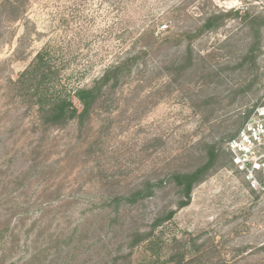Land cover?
I'll return each instance as SVG.
<instances>
[{
  "label": "rangeland",
  "instance_id": "obj_1",
  "mask_svg": "<svg viewBox=\"0 0 264 264\" xmlns=\"http://www.w3.org/2000/svg\"><path fill=\"white\" fill-rule=\"evenodd\" d=\"M46 46L79 111L122 66L83 124L18 84ZM263 100L264 0H0V264H264V192L227 149ZM212 153L181 207L172 175Z\"/></svg>",
  "mask_w": 264,
  "mask_h": 264
},
{
  "label": "trees",
  "instance_id": "obj_2",
  "mask_svg": "<svg viewBox=\"0 0 264 264\" xmlns=\"http://www.w3.org/2000/svg\"><path fill=\"white\" fill-rule=\"evenodd\" d=\"M217 15H210L201 30L211 29ZM50 46L43 48L35 57L31 65L21 74L18 84L21 89L26 90L32 102L37 106L40 118L44 123L50 125H65L76 119L83 124L88 119L100 100L105 86L112 80L114 74L118 75L122 71V66L118 65L107 70L104 75L89 88H78L74 90V97L80 102L82 111L74 106L69 95L59 86L60 68L55 65L54 55ZM215 154L212 153L208 163L193 173L173 174L172 179L182 188L184 197L187 201L181 203L185 207L191 201L194 186L199 183L207 171L213 166ZM144 191L135 193L132 197L126 198L129 202H136L142 197ZM173 212L168 215V219L173 217ZM158 226V225H156ZM154 241L149 242V248ZM149 249V250H151ZM174 264H185L181 259Z\"/></svg>",
  "mask_w": 264,
  "mask_h": 264
},
{
  "label": "built area",
  "instance_id": "obj_3",
  "mask_svg": "<svg viewBox=\"0 0 264 264\" xmlns=\"http://www.w3.org/2000/svg\"><path fill=\"white\" fill-rule=\"evenodd\" d=\"M227 149L236 171L264 192V100L248 115Z\"/></svg>",
  "mask_w": 264,
  "mask_h": 264
}]
</instances>
